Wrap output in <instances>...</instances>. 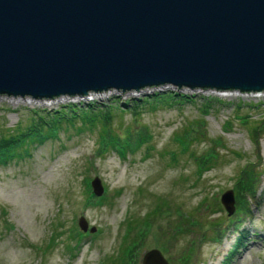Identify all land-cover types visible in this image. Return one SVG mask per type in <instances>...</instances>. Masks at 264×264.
<instances>
[{
    "label": "rangeland",
    "instance_id": "obj_1",
    "mask_svg": "<svg viewBox=\"0 0 264 264\" xmlns=\"http://www.w3.org/2000/svg\"><path fill=\"white\" fill-rule=\"evenodd\" d=\"M154 91L185 98L171 106L137 107L141 114H135L131 100ZM88 93L41 101L23 95L35 102L18 103L12 102L18 95L0 94V132L24 125L33 110L92 102L123 109L113 111L114 132L129 128L149 134L121 157L114 150L98 152L97 129L63 127L28 145L27 155L0 164V264H119L116 254L127 219H140L158 204L164 212L135 229L145 227L133 264H141L149 248L160 249L168 264H264V132L257 147L248 132L250 125L264 128V91L165 84ZM203 98L212 107L201 118L202 136L183 152L175 138L184 127L198 125ZM247 161L260 172L257 196L249 213L231 222L234 212L227 215L219 197L232 190ZM93 176L104 188L99 196L91 193ZM80 216L88 228L95 227L93 232L79 229Z\"/></svg>",
    "mask_w": 264,
    "mask_h": 264
},
{
    "label": "water",
    "instance_id": "obj_2",
    "mask_svg": "<svg viewBox=\"0 0 264 264\" xmlns=\"http://www.w3.org/2000/svg\"><path fill=\"white\" fill-rule=\"evenodd\" d=\"M165 84L264 91V0H0V94ZM89 184L102 193L97 176ZM219 201L233 212L231 189ZM140 262L168 264L158 248Z\"/></svg>",
    "mask_w": 264,
    "mask_h": 264
},
{
    "label": "trees",
    "instance_id": "obj_3",
    "mask_svg": "<svg viewBox=\"0 0 264 264\" xmlns=\"http://www.w3.org/2000/svg\"><path fill=\"white\" fill-rule=\"evenodd\" d=\"M184 98V94L177 92L154 91L141 99H132L131 102L134 105H132L134 113L140 115L139 108L142 109L148 106L149 109H154L157 106H171L174 103L181 102ZM205 100L207 99L203 98V109L200 112V118L196 121L198 125L184 127L182 134L175 138L181 145L180 150L183 152L187 150L189 142L198 139V135L202 136L203 128L199 127L201 126V118H204L212 107L211 102L207 103ZM121 104L127 106V102ZM137 107H139L138 110ZM118 108V105L112 107L86 102L76 105H60L51 111L38 112L33 110L24 125H20L18 122L10 129L0 132V164L6 163L13 158L20 159L24 155H27L28 145L43 142L46 138L56 135L63 127H75L77 132H81L83 129L93 130L95 128L97 129L98 152L102 154L103 152L114 150L123 157L127 152H132L145 143L149 134L147 130L142 129L141 134L135 131L132 132L128 127L121 134L114 132L112 125L115 114L113 111L117 109L122 112L123 110ZM248 132L257 147V142L260 135L264 132V128L260 124L250 125L248 126ZM205 162L200 163L202 167L208 166V163ZM259 177L260 172L252 161H247L239 170L232 186L234 215L231 217V222L237 220L239 216L249 213L250 201H254L257 196ZM102 198L104 196L98 199ZM156 212H158V216L164 212L161 210L159 204L140 219H127L115 262L119 264H133L134 260L136 262L144 238V226H147L149 221L156 218ZM141 225H144L142 230L135 232V229ZM177 233H182V231L179 230ZM173 235L174 233L171 234V237Z\"/></svg>",
    "mask_w": 264,
    "mask_h": 264
},
{
    "label": "bare ground",
    "instance_id": "obj_4",
    "mask_svg": "<svg viewBox=\"0 0 264 264\" xmlns=\"http://www.w3.org/2000/svg\"><path fill=\"white\" fill-rule=\"evenodd\" d=\"M235 91H236V90H235ZM88 94H92V93H88ZM88 94H87V95H88ZM61 96H62V95H61ZM61 96H59V97H61ZM63 96H65V95H63ZM63 96H62V97H63ZM227 96H228V97H230V96H234V93L231 92V93L227 94ZM59 97H58V98H59ZM20 99L23 100V102H35V101H33V100L30 101V100H29V99H30L29 96H26V97H23V98H22V97H19V96H15V97L12 99V102L18 103V102H20ZM42 99L47 100L46 98H42ZM42 99H41V98H34V100H36V101H41ZM28 100H29V101H28ZM49 174H50L51 177H53V175H54L53 173H49ZM233 212H234V211H233Z\"/></svg>",
    "mask_w": 264,
    "mask_h": 264
}]
</instances>
